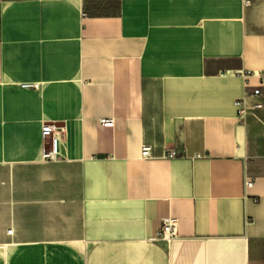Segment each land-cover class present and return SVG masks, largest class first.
Segmentation results:
<instances>
[{
    "label": "crops",
    "instance_id": "obj_1",
    "mask_svg": "<svg viewBox=\"0 0 264 264\" xmlns=\"http://www.w3.org/2000/svg\"><path fill=\"white\" fill-rule=\"evenodd\" d=\"M0 9V264H264V0Z\"/></svg>",
    "mask_w": 264,
    "mask_h": 264
},
{
    "label": "built area",
    "instance_id": "obj_2",
    "mask_svg": "<svg viewBox=\"0 0 264 264\" xmlns=\"http://www.w3.org/2000/svg\"><path fill=\"white\" fill-rule=\"evenodd\" d=\"M248 4V2H245ZM0 20H1V9H0ZM20 87L25 90L38 91L40 84L37 83H23ZM239 117L243 118L245 116V110L242 108L239 110ZM112 122L108 119L100 120V125L102 127L111 126ZM63 129L55 124H42L40 129V137L44 146L45 141H49L48 151H42V159L45 161H54L60 156V136L63 134ZM141 157L143 159H148L151 157V149L149 146H143L141 150ZM178 221L175 218H165L157 231V236L163 240L170 241L176 238Z\"/></svg>",
    "mask_w": 264,
    "mask_h": 264
}]
</instances>
